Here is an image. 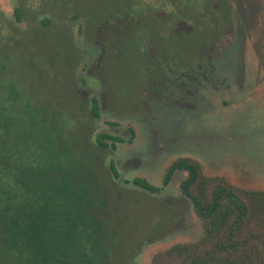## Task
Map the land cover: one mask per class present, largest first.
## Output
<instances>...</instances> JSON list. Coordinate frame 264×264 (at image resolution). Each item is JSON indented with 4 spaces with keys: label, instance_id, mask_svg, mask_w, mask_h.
<instances>
[{
    "label": "rangeland",
    "instance_id": "1",
    "mask_svg": "<svg viewBox=\"0 0 264 264\" xmlns=\"http://www.w3.org/2000/svg\"><path fill=\"white\" fill-rule=\"evenodd\" d=\"M184 1L188 0H156L155 5L164 18ZM229 2L233 25L219 45L220 73L211 69L205 72L208 80L202 73L193 80L187 75L190 67L184 65L182 82L172 83L170 76L168 84H147L140 94L148 66L135 51L122 48L120 61L108 73L107 92L99 79L105 75L103 67L92 64L97 59H93L96 29L108 24L105 10L119 11L129 0H0V62L7 66L1 76L16 80L31 109L63 119L68 133L80 137L74 140L77 144L90 132L92 141L100 132L128 140L130 128L134 130L133 143L117 144L115 150L96 153L88 146L109 195L107 226L119 232L113 248L116 264H152L158 252L196 242L203 233L191 201L180 191L187 173L178 172L155 195L124 184L126 179L142 178L160 187L170 164L191 158L207 177L264 191V0ZM219 6L216 2L217 11ZM16 8L22 10L20 22ZM77 12L89 19L73 16ZM191 14L184 12L183 30H191V24L198 30L181 38L186 47L198 44L204 35V21L197 24L198 15ZM163 30L157 40L168 33L167 26ZM191 50L181 54L184 63ZM95 95L100 100L99 118L89 110ZM111 164L120 181H112Z\"/></svg>",
    "mask_w": 264,
    "mask_h": 264
},
{
    "label": "trees",
    "instance_id": "2",
    "mask_svg": "<svg viewBox=\"0 0 264 264\" xmlns=\"http://www.w3.org/2000/svg\"><path fill=\"white\" fill-rule=\"evenodd\" d=\"M142 1L139 0V17L131 14L130 19L120 21L106 41H98L106 38L102 36L105 24L96 29L94 43L104 54H93V59H97L92 64L103 67L105 75L103 79L99 77L103 91H108V73L114 62L120 61L125 47L135 51L148 66L144 86H139L140 94L146 91L147 84H168L161 76L173 69L175 58L180 61L179 51L197 49L196 45L186 47L184 40L181 44L187 33L182 27L187 22L184 12L198 15L196 23L200 19L205 23L203 47L208 52L203 56L204 71L220 73L215 69L216 52L210 47L221 44L233 25L229 0H203L202 4L188 0L180 2L181 6L178 2L169 12L170 17L164 18L157 11L156 0H144V7ZM216 2L220 11L216 10ZM14 14L20 22L22 12L16 8ZM191 25L190 32H197L198 28ZM164 26L168 33L157 40ZM226 52L225 55L229 51ZM221 55L220 50V62ZM6 68L1 61L0 76ZM39 110L30 108L16 80L1 76L0 264H116L113 248L119 232L107 226L109 195L88 146L105 152L115 150L117 144L133 143L134 130L130 128L128 140L100 132L92 141L90 132L77 144L74 140L80 137L68 133L63 119L57 121L55 115ZM89 110L94 118L100 117L96 95ZM110 171L112 181L121 180L114 164ZM178 172L187 173L180 191L191 201L203 233L196 242L178 243L158 252L152 264H264L263 190L237 188L223 177H207L201 165L191 158H179L170 164L160 187L142 178L126 179L124 184L155 195Z\"/></svg>",
    "mask_w": 264,
    "mask_h": 264
},
{
    "label": "flooded vegetation",
    "instance_id": "3",
    "mask_svg": "<svg viewBox=\"0 0 264 264\" xmlns=\"http://www.w3.org/2000/svg\"><path fill=\"white\" fill-rule=\"evenodd\" d=\"M139 0H129V3L127 5L123 4L120 6L119 8V11L118 9L112 11L111 8L109 9H106L105 10V13H104V18L107 19L108 21V24H105L104 26V29H103V33H102V36L103 37H106L104 38L105 40L110 36L109 33H115L116 32V27L117 25L119 24L120 21H123V20H128L131 18V14H134L136 17H139ZM20 10V8H19ZM22 12V10H20ZM47 14L49 12H46ZM75 17H84L83 15H80L79 12L75 13V15H73ZM106 16V17H105ZM85 19H89L88 17H84ZM203 20L201 19L199 23L197 24H203L201 23ZM183 25L185 24L184 22L182 23ZM205 25L203 24V27ZM203 27H202V30H203ZM191 30H192V27H191ZM191 30H188L187 32H190ZM202 30H200L202 32ZM96 44V42L94 43ZM219 45L221 44H215L213 47H210L212 48L216 53H215V57H214V60L216 61V66L220 63H218L219 61V58H220V49H219ZM197 46V49L196 50H191V54H190V60H188L187 63H184V59H182L181 57V54L183 53L184 54V50H181L179 51L178 55L180 56L179 60L178 61V58H175L177 60L174 61L173 63V69H168L167 72L168 74H162V79L164 78H169L170 76L173 77V80H172V83L174 82H179L181 79H183V77L186 76L185 72L183 71V66L185 65L186 67H190L189 69V74H187L190 78L192 77H195L197 78V76L202 73L204 75V80L206 79L205 78V71L204 73L203 72H200L202 69H203V66L205 65V61L203 60V56L205 57L206 56V53L208 52V50H204L206 48H204V39L203 37L201 36L200 37V40L198 42V44H196ZM95 48V52H97L98 48L96 45H94ZM188 50H186V53H187ZM99 53H97V55L99 57H102L104 52L102 51V49H99L98 50ZM200 54V55H199ZM200 57V59L197 60V58ZM99 62L98 61V65H99ZM218 63V64H217ZM169 65V64H168ZM167 65V66H168ZM217 69V68H215ZM214 69V70H215ZM163 72L165 73V70H163ZM194 80V79H193ZM174 81V82H173ZM182 82V81H180Z\"/></svg>",
    "mask_w": 264,
    "mask_h": 264
}]
</instances>
